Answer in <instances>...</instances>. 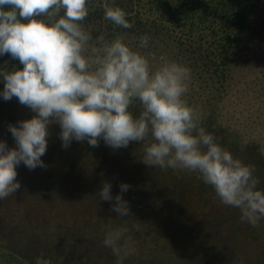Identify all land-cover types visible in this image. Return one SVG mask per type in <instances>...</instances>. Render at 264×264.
Listing matches in <instances>:
<instances>
[{"label":"rangeland","instance_id":"374dc122","mask_svg":"<svg viewBox=\"0 0 264 264\" xmlns=\"http://www.w3.org/2000/svg\"><path fill=\"white\" fill-rule=\"evenodd\" d=\"M125 1L88 0L89 16L82 24L93 36L90 44L97 45L95 38L99 35L106 41L120 36L134 51L148 56L153 67L159 66L161 55L190 67L192 76L182 98L199 114L201 126L214 134L234 158L254 167L257 162L262 164L264 159L251 152L259 147L264 155V0H253L250 5L249 28L242 32L237 46H234L236 28L233 44L228 39L223 41L221 13L218 10L210 13L215 7L203 6L205 14L187 28L175 27L157 12L142 10L144 21L157 23L153 33L147 34L146 49L140 47L137 32L123 30L104 18L105 6L120 7ZM237 6L234 1L233 9ZM218 7L221 9L222 5ZM121 8L124 10V6ZM136 10L130 12L131 17ZM222 42L233 46L226 70L216 73L214 67L207 72L198 69L197 61L205 60L199 53L214 51ZM181 48L184 51H178ZM22 68L10 54L0 55V70ZM3 89L0 77V93ZM34 115L16 97L5 101L0 95V141H6L10 149L15 148L8 125L18 126L19 121ZM237 118L241 120L237 123L242 134L246 132L243 144L233 134ZM60 131L59 124L50 126L48 148L41 157L46 167L29 170L23 163L18 165L17 180L21 187L0 200L9 213V220L2 219L14 235L12 247L16 251L40 253L45 256L42 264H52L48 257L53 256L63 264H75L65 262L69 261L68 256L83 254L95 257L94 264H115L118 258H107L112 250L103 241L110 231L127 227L134 250L124 264H264V220L255 227L242 222L240 210L224 205L214 189L197 179L195 173L150 168L141 161L142 146L138 141L114 150L103 140L95 148L87 141L73 140L65 149ZM105 183H111L113 197L121 194V184L130 185L122 193L129 202L130 216L120 217L111 210L114 199H100L99 192ZM176 206L178 213L173 212ZM182 227H187L188 240L177 235ZM18 232H23L22 237L27 239L16 238ZM32 233H38V241L32 238ZM0 264L17 263L0 256Z\"/></svg>","mask_w":264,"mask_h":264},{"label":"clouds","instance_id":"9594fccd","mask_svg":"<svg viewBox=\"0 0 264 264\" xmlns=\"http://www.w3.org/2000/svg\"><path fill=\"white\" fill-rule=\"evenodd\" d=\"M126 15L119 6H105L104 18L128 29L132 24ZM88 16V0H0V55L10 54L23 65L0 70V95L5 101L16 97L35 113L18 126L8 125L15 148L0 141V200L21 187L18 165L46 167L41 157L56 123L65 149L73 140L93 148L103 140L114 150L140 142L144 164L195 173L224 205L240 210L242 222L257 226L264 220V190H258L256 169L221 146L182 98L191 68L163 55L153 67L148 56L120 36L106 41L99 35L98 44L91 45L93 36L82 24ZM139 44L146 49L149 37L141 36ZM111 187L102 186L100 199H114L111 210L130 216L122 196L130 185L121 184L115 197ZM128 232L127 227L117 228L103 241L118 264L134 250Z\"/></svg>","mask_w":264,"mask_h":264},{"label":"trees","instance_id":"16d2710c","mask_svg":"<svg viewBox=\"0 0 264 264\" xmlns=\"http://www.w3.org/2000/svg\"><path fill=\"white\" fill-rule=\"evenodd\" d=\"M234 1H236L238 4L236 9H233ZM252 2L253 0H246V2L244 0H126L124 5L122 6H124V10L127 14V20L130 24H132V27L125 29L119 26V28H123V30L126 31L129 30L132 32H137L140 37L150 34V32L153 33L152 29L157 23H152L150 19L144 21L145 14L143 12L147 13V11L151 14L157 12L158 16L160 14L162 18H166V21L172 22L175 27L187 28L189 25H193L196 22L197 18L200 20L202 18V15L205 14L203 11V6H205L206 9L210 6L215 7L212 8L213 11H211L210 13L215 14L217 10L219 13H221L220 16L223 19L222 24L224 25V28L222 29L221 27L220 31L222 32V30H225L223 31V41L228 39V41L231 42L230 44H233V30L236 28L237 31L234 33L236 37L234 46H237V42L241 38L242 32L249 28V23L252 16V6L250 7V5L252 4ZM219 4L222 5L221 9L218 7ZM136 8L137 10L134 16L136 18L135 19L134 17H131L130 12L132 10H135ZM198 14L201 17H199ZM175 27L173 26L172 28L175 29ZM214 29L217 30L216 27H214ZM229 42H222L219 45L220 47H217V49H214V51H207L205 53L204 51L202 53L200 52V58L202 55V58L204 56L205 60H201V62L197 61V68L201 71L203 70L204 72L210 71L212 67H214L213 70L216 73L218 70H221L220 72H222V70L225 71L226 67L230 64L231 53L233 52L232 50L230 51L233 46H229ZM178 51H184V49L181 48V50ZM240 121V118H237V121H235V124L233 125V134L238 137L237 142L243 144L244 134H246V132L242 134V127L239 126L240 123H237ZM255 147H257V145H255ZM253 152L255 153V155L259 154L261 160L264 159V155L261 153L259 147H257L255 151H252L251 153ZM255 169L257 178L260 180V184L258 185V187H262L264 189V161L260 165L257 162L255 164ZM177 210L178 206L174 208L173 212L175 211L174 213H178ZM7 213L8 210L5 209V205L0 203V256L15 260L17 264H24L25 262H27L28 264H42V260L43 258H45L44 255H41L40 253H24L21 251H16L14 247H12V237L14 235L11 233L8 223H3L2 219V217H6V219H8L9 213ZM172 224H174V220H172ZM186 228L187 227H182L181 233L177 235L181 237V239L188 240V235H185ZM15 234L16 238H23L22 240L27 239V236L22 237L21 234H24L23 232H18ZM32 238L38 241V233H34ZM112 254L113 252L110 253L107 258L111 259V257L115 256L114 254ZM101 257L102 256H99V258ZM68 258L69 261L66 260L65 262L69 263L74 261L75 264H94L96 262L95 257L89 256L87 254H83L77 257L68 256ZM48 259H50V263L52 264H63V262L59 261L57 256L48 257ZM107 264H110V262Z\"/></svg>","mask_w":264,"mask_h":264}]
</instances>
